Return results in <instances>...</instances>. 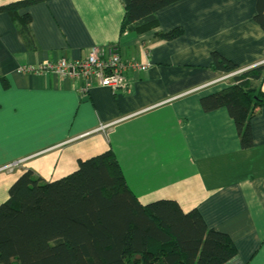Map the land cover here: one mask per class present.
I'll list each match as a JSON object with an SVG mask.
<instances>
[{
	"label": "crops",
	"instance_id": "crops-1",
	"mask_svg": "<svg viewBox=\"0 0 264 264\" xmlns=\"http://www.w3.org/2000/svg\"><path fill=\"white\" fill-rule=\"evenodd\" d=\"M255 12L256 0H181L157 12L152 30L120 35L118 0H51L19 12L31 19L35 49L1 13L0 205L25 171L52 182L110 150L139 204L194 210L235 247L226 264H264V108L249 122L252 146L244 149L225 109L200 107L229 85L213 84L225 76L211 70L213 53L239 71L264 65ZM175 30L178 38H159ZM95 47H114L147 69L126 71L117 90L92 79L86 92L83 80L18 73L84 60Z\"/></svg>",
	"mask_w": 264,
	"mask_h": 264
},
{
	"label": "trees",
	"instance_id": "trees-1",
	"mask_svg": "<svg viewBox=\"0 0 264 264\" xmlns=\"http://www.w3.org/2000/svg\"><path fill=\"white\" fill-rule=\"evenodd\" d=\"M48 1L21 0L0 7L29 49H35L31 19L19 12ZM118 1L125 11L122 35L152 30L157 12L181 0ZM253 22L264 32V0H256ZM181 34L175 30L159 38L171 41ZM211 59L213 72L239 71L219 54ZM263 84L264 65L234 76L231 85L200 99L204 113L227 111L244 149L252 146L249 122L264 108ZM235 256L232 242L207 229L196 211L184 214L171 201L139 204L110 150L78 161L76 171L52 182L27 170L0 205V264H226Z\"/></svg>",
	"mask_w": 264,
	"mask_h": 264
},
{
	"label": "built area",
	"instance_id": "built-area-1",
	"mask_svg": "<svg viewBox=\"0 0 264 264\" xmlns=\"http://www.w3.org/2000/svg\"><path fill=\"white\" fill-rule=\"evenodd\" d=\"M146 69V65L136 61L122 60L114 47H95L90 50L84 60L67 62L61 59L55 63L43 61L36 66H22L18 69V73H28L33 76L51 74L63 79L83 80L86 92L92 79L97 80L100 87L117 90L124 85L126 71L144 72ZM238 73L240 71L236 72ZM224 79L226 77L223 76L213 84L222 82Z\"/></svg>",
	"mask_w": 264,
	"mask_h": 264
},
{
	"label": "rangeland",
	"instance_id": "rangeland-1",
	"mask_svg": "<svg viewBox=\"0 0 264 264\" xmlns=\"http://www.w3.org/2000/svg\"><path fill=\"white\" fill-rule=\"evenodd\" d=\"M256 67H258V66H256ZM256 67H252V68H249V69H245V70H240V73H238V74H241V73H244V72H246V71H248V70H250V69H253V68H256ZM238 74H236V72L234 73H230V74H227V75H225L224 77H226V79H224L222 82H224V83H222V84H224V85H227L228 83H229V85H231L232 84V78L234 77V76H236V75H238ZM233 76V77H232ZM258 86V85H257ZM259 88V87H258ZM261 89V88H260Z\"/></svg>",
	"mask_w": 264,
	"mask_h": 264
}]
</instances>
